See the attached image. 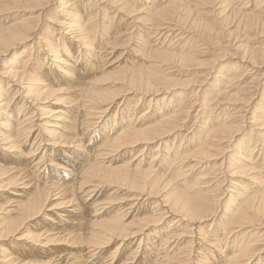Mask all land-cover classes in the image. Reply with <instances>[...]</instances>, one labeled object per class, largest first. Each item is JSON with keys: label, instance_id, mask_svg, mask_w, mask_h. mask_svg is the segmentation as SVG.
<instances>
[{"label": "bare ground", "instance_id": "bare-ground-1", "mask_svg": "<svg viewBox=\"0 0 264 264\" xmlns=\"http://www.w3.org/2000/svg\"><path fill=\"white\" fill-rule=\"evenodd\" d=\"M53 1L59 2L63 10L60 13V16L62 18L61 20L55 21V19V23L54 21H50L51 19H48L50 22L55 23V27L52 28V32H55L57 29L65 30L67 32L65 33V35H70V40H72L75 44L72 46V42L70 44L66 40L62 42L59 39L54 40L56 42L50 41L48 44H45L46 40L44 41L43 39H39V41H37L39 48L43 49V45H45V47L48 46L47 51H45V55L47 57H52L51 60H49V63L45 62V56H43L42 59L40 58V56L37 54L39 51L35 49V46L32 43V45L30 46V51L28 53L30 56L33 55L34 58L31 61H29L30 58L26 59L21 65H18L17 67L15 65V67L6 68V70L4 71L5 75L14 79V81L16 82L18 81V87L9 99H5L6 101H0V118L2 116V119H0V148L1 150L13 152L25 145L28 151L20 155V158H22V160L25 162L23 163V166L25 167L21 168L16 163L13 168L19 170L15 172V174L11 175L9 181L10 183L15 184V186L16 184L19 186L18 182L21 181L20 185L23 186L21 189H19L20 191L12 192L11 198H9L8 202L5 203L7 206L12 208L9 211L10 213L17 212L18 214L16 215V219H10L6 222L0 223V264H5L7 262L8 264H13L15 262L14 259L16 258H14L11 253L5 251L2 245V241L17 236H21L16 238L17 240H27L29 238L34 245L41 246V251H35L41 254L54 253V251L49 247L52 246L54 242H57V245H59L60 243L58 244V241H66L68 239H72L74 244L72 245L74 248H76V246H86L87 249L85 248V250L87 251L85 255L88 256L89 254H91V257H98V254H100L103 248L109 246L113 242L119 241L121 244H119L118 247L115 248L116 250L114 249L115 251L111 253L112 258L109 257L114 262L115 258L118 256L120 247L123 246L122 244L128 242L127 240H129V238L140 235L139 241L137 243L138 247H136L129 256V258L131 259H136V255L138 256L140 255L139 253L143 252V250H141V252L137 251L138 248H140L141 243L143 242L144 244L145 242L143 231L150 226H160L167 217H175L177 220L175 219L172 221L169 229L166 230L167 233H165V236L160 238L155 237L148 244V246L151 248H146V250L143 252L145 253V255L152 257V253H155L156 251L157 255L155 256V259L156 261L161 262L159 264H251L254 256L260 254L259 252H264V187H262V177L258 178L259 181H257L258 183L255 186L256 189H252L253 192L247 191L246 189H244L245 187H243L241 190L243 194L234 193V196H230L227 202L221 208L223 215L221 216L219 223H216V221H212V224H210L209 228L206 231L200 230L202 224L206 220L216 217L218 209V207L216 206L220 205L218 204L219 200H213L212 190H209V187L206 185H202L203 187H201L198 191L191 192L193 191V187L198 185L196 181L194 183L191 181L192 183L188 186L187 184H185V188L180 189L179 191L175 189V192H170L171 194L169 195V197H164V193V196H161V199H156L158 203L152 205V209H155L153 210V216L149 219L144 218L141 219V221L140 219L138 222L136 221L135 223L141 226H138L137 229L135 228V231H132V229L134 228L133 226H123L118 220H115L113 216H110L113 213L112 211H110V213L108 212L104 214L105 210H108V207L112 208L114 204H117L110 197H102L103 194L110 193L107 191H112L113 194H118L120 193L119 191L126 190V192L131 193L130 195L128 193V199H126L127 205H129L131 208H135V203H138L139 200H142L143 196H145V198L156 197L159 194L160 190L165 187V185L168 186L165 181H162L163 173L160 174L156 171V169H160V166L162 165L166 164V167L168 165V171L170 169H172L171 171L174 170L175 173L173 174V176H187L184 173L186 170L184 172L182 171V169L186 167H184L183 165V167H181L180 165L176 167L178 165L176 162H178L177 160L180 159L179 154L177 153L178 149L173 153H170L171 148L163 150L162 145L163 139L176 130L175 128H177V123H179L178 121L180 120L181 123H184L185 119L187 118L186 116L194 105L195 101L193 104L190 103V106L186 108L188 112L185 109L178 110L176 108L173 109V107L170 108V106L172 105L168 104L167 102V105H165L166 103L164 104L163 101L172 97H169V95L172 92L170 90H172V87H174L175 82L172 79L173 77L171 78L169 74H160L159 70L156 71L153 70V68L161 67L164 62L169 61L170 59L173 60V62L176 61L180 64L191 62L193 61V56H191L192 54H182V52L181 54L179 52V54H176V52L175 54H171L170 52L166 51L165 53H163L162 51L150 52L149 49H147L148 52L142 54V56H146V58L148 59H156V62L160 63L159 66L157 64L151 63V65L148 67H140L137 71H132L131 73L129 72V75L127 77L105 78L104 80L112 79V82L114 84L123 82V89L120 92L111 91L113 92L112 97H105L99 92L85 90L83 86H90V84H94L95 82L98 83V81L103 79L102 73L107 71V67L104 68V65H106L105 61L108 59L107 57L110 56L111 53L106 51L103 55L101 54V51L102 49L114 50L115 45L111 43V40L127 30L126 28L128 25H131V32L125 35V39L127 38L125 45H127L128 47L131 46V48H135L132 53H141L145 50V48H151L146 47V36H159L158 39L155 40L159 42L160 39L161 41H163L162 43H160L164 45L167 37H170L174 34V37H176L177 40L181 38L183 39L182 36L184 35L182 31H184L186 28H188L189 31L192 30V33L194 32L193 30H200L201 32L206 34L209 33L211 31L210 28L213 27H210L208 22L203 19L204 17H207L209 13L219 15L221 17L223 16L224 20L229 18L232 20L236 19V29H238L240 24L244 29H255L256 27H262V29H264V20L261 17L264 14V10H262L261 7L263 4L262 2L264 1H256L257 8L254 11L255 13L252 11L248 12V7H246V5H248L249 0H87V2L84 1L85 8L83 7V9L82 7H77L78 3L82 2L80 0ZM42 2L46 4L48 3L47 0H9V4L1 3V10L13 8H18V10H20V8L22 7L33 8L43 6ZM140 3L143 4L142 7L136 10L135 7L138 5L140 6ZM47 5L44 7L48 8ZM208 6H211L212 10H206ZM86 10L87 13L85 12ZM123 11L125 14L123 15V17L119 18L116 16V14H120ZM100 14L102 15V17ZM98 15H100V18L98 17ZM43 18H45V16H43ZM117 19L118 22L114 24L113 22ZM212 19H214L213 16ZM106 20H108L107 24L104 23V21ZM25 21L27 20L23 19V17H20L18 20H11L10 23L8 22V25L6 27H2V29H0V43L1 45H3L2 48H4V51H7L9 48H13L16 46H24L27 42H31V37H34L36 33L39 32L37 30L39 29L37 28L39 27L38 23L37 27H31L28 25V23H25ZM227 33L228 32H226V34ZM94 43L97 44L98 48L94 47ZM232 43L233 42L231 41V44ZM167 45H169V43ZM159 46L161 47V45ZM82 50L83 58L77 62L78 56H82ZM185 51H187V49ZM3 53V51H0V57L3 56ZM226 54H228V52ZM232 56L235 57V55ZM104 57H106L105 60ZM261 60H264V58ZM239 62H246V60L244 61V56L241 60H239ZM249 63H251L250 66L252 67V69L249 70L250 72L248 71V73L254 74L252 70L257 67V64L253 59H249ZM260 69L262 70V68ZM53 71L59 73L58 80L56 78V76L58 75L54 74ZM242 76L243 74L238 76V81ZM201 78L202 77H200V79ZM233 78L224 77L223 74H221L217 76V79L214 82L218 84L221 80L224 81L225 79L230 82ZM23 80L28 81V85H24L25 88H22V91L20 93V86ZM234 80L235 79H233V82ZM14 81L9 82L15 85L16 82L14 83ZM58 81H62L61 84L63 85L66 83V90L63 89L64 86H59ZM250 82H252V80ZM5 84L7 85L8 83ZM6 92L8 91H5L0 86V96L1 93ZM57 92L65 93L64 99H58L60 101H66L70 98V101L68 103H72V105H70L69 108L67 107V110L59 109L58 111L52 112L53 115H51L50 113L52 110L46 111L44 108H42V106L37 105L42 104V100L45 101L46 99L51 98V96H53ZM160 93H163V96L161 98H158L157 96ZM17 95L23 97H20L22 103L20 104L19 111L15 113L11 111L10 106L12 104V101L14 100V97H16ZM127 96H130V98ZM149 96L150 99L147 100ZM190 97H192V95ZM215 98L216 97H214V99ZM120 99L122 100L118 103L114 115L110 117L111 121H107V124L105 125L106 131H103V133L99 135V141L97 143L96 141L95 143L92 142V146L90 147V149H88V144L91 137H89V132H93L92 128H94L98 123L96 120L109 113L110 110L114 109V106L117 104V100ZM251 99L245 101V103H248L246 104L247 106H250ZM25 102H28V104H30L32 110L30 109L28 112H25ZM215 102L212 101V103L209 104L212 105ZM144 103H147L146 107H144ZM225 106L226 105L223 106V109ZM252 106L253 105H251V108H253ZM120 107H123V109L119 110L118 108ZM150 107H152L151 112L148 111ZM136 108H139V112H137ZM261 108L264 109L263 107ZM124 109H126L127 112L125 111L123 113ZM215 109L216 108L214 107V110ZM236 111L239 112L238 109ZM247 112L249 118H245L243 116L241 122L243 121V128L245 125H247V129H249L252 126L254 127V124L256 125V118L259 116V113H256L255 110L251 113H249V111ZM28 113L29 116H27ZM58 113L59 116H54V114ZM181 114H184V117H182ZM48 115H50L49 117H54L52 119L53 123L43 122L42 124H40L42 116L48 117ZM208 116L209 115H207V117ZM233 119H235V117ZM226 121L227 120H225L224 123ZM246 122H248V124L250 125L245 124ZM257 123H259V121ZM260 126H262L261 128L264 127V118L261 120ZM52 128H55L57 130H52ZM199 128H202V126ZM253 129L248 131L252 134ZM238 131L239 127L234 130H230L229 126L224 125L223 127L218 129L210 131L208 129V131L203 132V134L205 135H202V137L205 139V143H212V141H216L215 138L218 137H220L219 140L224 139V141L226 140L225 142L228 141L229 143H232L236 140L237 135H241L238 133ZM200 132L202 133V131ZM255 135L259 137V135H257L256 133ZM211 139L213 140L211 141ZM228 142L226 143V145L228 144V146L231 147V144L229 145ZM205 143L204 145L202 144L203 146L201 145L200 147H198L194 153L192 152L193 154L191 153V156L189 158L181 157L182 160H180L184 162L186 160H195L197 158L198 160L210 158L213 154L211 155L208 153V148L212 146ZM263 143L264 139H262V143H260V145ZM42 145L45 146V150L42 151L41 154L39 153L40 155L37 156V158L33 159V156H36ZM46 145H49L51 147H48ZM52 146L67 148L77 147L78 151L75 150V152H77V155L70 158L67 162V166L64 167L61 162L58 161V159H60V155H56L55 151H53ZM232 147L234 146L232 145ZM256 148V142L254 143V145H251V143L246 145V143L240 142L239 145L234 148L236 153L229 156V159L231 160L230 162L232 163V165L243 164L242 167H248V170L246 169L245 173L250 170L253 172V170L255 169V166L253 167V165L254 163H256V160H253V158L255 157L253 156V154L258 153V155H261L264 152V144L261 145V148L257 150ZM242 151H244L247 155H239ZM67 153L69 152L64 151L65 155H67ZM145 153H148L149 156L142 158ZM121 155L128 156V158L122 159L119 165L111 164L115 162V158ZM112 157L115 158L112 159ZM145 158L146 161L142 163ZM108 159H110L109 165H106L105 161H108ZM27 160L30 161L28 162ZM223 162L224 160H222L220 164L222 165ZM248 163L250 164L248 165ZM262 163L264 164V162ZM48 165H51L54 168L63 169V173H58L53 170L51 171L52 175H50V177L43 175L42 180L40 179L41 182L40 180H37L38 184H36L35 180L34 185L29 184L32 179L29 182L23 180L25 179L24 177L27 176L32 177L36 175V177H39L41 175L40 171H46L45 169L48 168ZM230 166L228 168H232ZM191 168H187V170ZM260 168H262V166ZM6 170L8 172L10 171L8 169H5V167L0 164V175H3ZM227 170L224 171L225 176H229L230 174H228V172L230 171ZM235 172H232V175ZM263 172L264 171L261 170L259 172V175L264 176ZM237 173H239V170H237ZM241 173H243V171ZM232 175L230 174L231 177H233ZM33 178L35 179V177ZM194 180L196 179H193V181ZM201 183L203 184V182ZM207 185L209 184L207 183ZM232 185L236 186L234 182ZM217 186L218 185H216V187L214 186L215 189L217 188ZM230 192L234 191L232 190ZM80 198H83L85 205L80 206L79 202L83 204V202L80 201ZM141 203L142 202H140V205ZM84 206L86 207V209L91 211V218L94 219L98 216H101L103 220L99 223H95L96 221L92 220L89 223L88 227L85 228L86 226H83L82 220L84 213L81 212L82 208H85ZM120 207L121 206H119L120 210L124 208ZM56 209H63V211H52L53 215L60 219L63 224L58 221H54V219L52 220V216L44 214V212ZM43 214L45 222H50L53 225L45 223V225L41 227L42 225L38 224L36 227H34L33 231L30 230L31 233H25L22 236V230H24V228L26 227L25 224H27L29 221L31 222L32 220L37 219ZM173 226L175 228H172ZM247 228H250V230L247 231ZM242 230L246 231L241 234ZM62 233H64L63 236L65 238L63 240L60 237V234ZM154 233L155 232H153V234ZM179 242H181L180 244H183L185 242L184 250L186 248V251H184V253L180 252L174 254H180V256L182 254L183 256L181 257H185L184 260L180 259V256L178 258L169 256L174 250L171 248V245L173 247L175 243ZM261 242H263V244ZM259 245H261V248L257 249L256 246ZM180 249L182 250L183 247H180ZM180 249L178 248V250L176 251H181ZM224 249H229L228 254H223L225 252L223 251ZM162 250H164L163 253ZM203 250H205L206 253L203 252ZM212 251L213 253L215 252L217 256H210L212 255ZM254 252L256 253L252 255ZM134 253L135 255L132 256L131 254ZM89 258L87 257L88 260ZM209 258H211L212 260L210 261ZM152 259L153 258H151V260ZM52 260L53 259L48 258L46 261L40 264H52ZM28 263L29 262H25L22 264ZM259 264H264V261Z\"/></svg>", "mask_w": 264, "mask_h": 264}, {"label": "rangeland", "instance_id": "rangeland-1", "mask_svg": "<svg viewBox=\"0 0 264 264\" xmlns=\"http://www.w3.org/2000/svg\"><path fill=\"white\" fill-rule=\"evenodd\" d=\"M1 1H3V0H1ZM1 1H0V29H2V27H6L8 25V22L10 23L11 20H15V19L18 20L20 17H23V19L27 20V21H25V23H28V25L31 27H35V26L37 27L39 25V27H37V28H39V29H37L39 32H37L34 37L32 36L31 37L32 40H30L31 42H27L24 46H16L13 48H9L7 51H4V48H2L3 45H1V43H0V46H1L0 51L4 52L3 56L0 57V86L5 91H8L6 93H1L0 101L1 100L4 101L5 99H9L10 96H12V94L14 93L15 90H17V87H18V81L16 82V81H14V79L5 75L4 71L6 70V68L15 67V65H16V67L18 65H21L26 59L30 58L29 61H31L34 57H33V55L30 56L28 52L30 51V46L32 45V43L35 46V49H37V51H39L37 54L40 56V58L42 59V57L45 56L44 58H46V60H45L46 63H49V60H51L52 57H47L45 55L46 54L45 51H47L48 46L45 47V45H43V47H44L43 49L39 48V45L37 42V41H39V39H43L44 41L46 40L45 44H48L50 41H54L56 39H59L62 42H64V40H66L70 44L72 42V46L75 43H73V41L70 40V38H69V37H71L70 35H68V34L65 35V33H67V32L63 29L62 30L57 29L55 32H52L53 31L52 28L55 27L54 26V24L56 23L55 21L62 19L60 16L61 15L60 13L63 9L60 6L59 2H56L53 0H47L48 5L44 2H42L43 6H38V7H33V8L32 7H22V8H20V10H18V8L17 9H14V8L13 9H6L7 11L9 10L7 13L6 10H1V3L9 4V0H4L3 2H1ZM80 1H82V2L78 3L77 7H82V9H83L85 2H87V0H80ZM256 1L257 0H249L248 5H246V7H248L247 8L248 12H251V11L254 12L256 10V8H257V2ZM262 3L263 4L261 7H262V10H264V2H262ZM46 5L48 8L44 7ZM142 5L143 4L140 3V6L139 5L136 6L135 9L138 10L139 8L142 7ZM29 6H32V5H29ZM209 9L212 10L211 6H208V8H206V10H208V11H209ZM45 11H48V12H45ZM40 12H41V15H40ZM85 12L87 13V10ZM39 15H40V18H39ZM100 15H98V17ZM123 15H125L124 11L121 12L120 14L119 13L116 14V16L119 18L123 17ZM43 16H45V18H43ZM212 16L214 17V19H212ZM101 17H102V15H101ZM218 17H220L221 19ZM261 17L264 20V14ZM48 19L49 20L51 19L50 21H54L55 19L56 20L54 21L55 22L54 23V22H50ZM203 19H205V21L208 22L210 27H213V28H210L211 31L209 33H207V34L203 33L200 30L199 31L193 30L194 32L192 33V30L189 31L188 28H186L185 29L186 31L184 30L185 32L182 31V33L184 35V36H182L183 39L181 38V39L177 40V38L174 37L175 36V34H174L170 37H167V40L164 42V45L161 44L163 41H161L160 39H159V42L157 40H155V39H158L159 36L158 37L146 36L145 37V39H147L146 47H151V48H145V50L142 51L141 53H132L135 48L134 47L131 48V46L128 47L127 45H125L126 44L125 42L127 40V38L125 39V35L127 33L131 32V25H128L126 28L127 30H125L122 34H120L117 37H114L111 40V43H113L115 45L114 50L113 49H102V51H101V54H103V55L105 54L106 51L111 53V55L108 56L107 57L108 59L105 61L106 65H104V68L107 67L106 68L107 71L102 73L103 79L98 81V83L95 82L94 84H90V86H87V85L83 86L85 88V90L93 91V92H99V93L103 94L105 97H109V96L112 97L113 92H116V91L120 92L123 89V86H122L123 82H120V83L118 82L117 84H114L112 82V79L104 80L105 78L127 77L129 75V72L131 73L132 71H137V70H139L140 67H148L151 65V63L157 64L159 66L160 63L156 62V59H154V58L148 59V58H146V56H142V54L148 52L147 49H149L150 52H155V51L161 52L162 51L163 53H165V51H166V52H170L171 54H175V52H176V54H179V53L181 54V52H182V54L191 53L192 54L191 56H193L192 57L193 61H191V62H186V63L180 64V63H177L176 61L173 62V60L170 59L169 61L164 62L165 65L163 64L161 66L162 68L161 67L153 68V70H156V71L159 70L160 74H166V73L169 74L171 78L173 77L172 79L175 82L174 87H172V90H170L172 92L169 95V97L170 96H172V97L163 101L164 104L167 102L168 104L172 105V106H170V108L173 107V109L176 108L178 110L185 109L188 112V110L186 108L188 106H190V103L193 104L195 101L194 105L190 109L191 112L190 111L188 112V114L186 116L187 118L185 119L184 123H181L179 120L178 121L179 123H177V128H175L176 130L173 133L169 134V136H167L163 139V145H162L163 150L164 149L167 150V149L171 148L170 153H173L174 151H176L178 149L177 153L179 154L180 159H181V157L189 158L191 156L192 152L194 153L198 147H200L202 144L204 145L205 139L202 137V135L204 136L205 134H203V132L208 131V129H209V131L214 130V129H218V128L223 127L224 125L229 126L230 130L231 129L234 130V129L239 127L238 133L241 135H237L236 140L233 141L232 143H229L227 141L229 143V145L231 144V147L228 146V144L226 145V143H227V142H225L226 140L225 141H224V139L219 140L220 137L215 138L217 142L214 141L213 139H211V141L213 140L214 142L212 141V143H210L207 141L208 143H205V144H209L212 146V147L209 146L210 148H208L209 149L208 153L211 155L213 154L212 155L213 157L211 156L210 158L200 159V160H198V158H197V159H195L196 161L195 160H186L184 162L181 161L182 159L181 160L178 159L177 160L178 162H176L178 165L176 167H178L179 165L181 167H183V166L186 167V168H183L182 171L184 172L186 170L188 173L186 171L184 173L187 176H183V177L173 176V174L175 173L174 170L171 171L172 169H170L168 171V165L166 167V164L165 165L161 164L162 166H160V169H156V171H157V173H160V174L163 173L162 174V181H165V183H167L168 186L165 185V187H167V188L163 187L160 190L159 194L154 198H145V196H143L142 200L138 201L139 204L135 203V205L138 208L136 206H134L135 208H133V207L131 208L129 205H127L126 199H128V193L129 192H126V190L119 191L120 193H118V194H113L112 191H107L110 193L103 194V196H102L103 198L110 197L115 203H117V204H114L112 206V208L108 207V210H105L104 214H106L108 212L110 213V211H112L113 213L110 216H113L114 219L118 220L120 222V224L123 226L124 225L126 227H132L133 226L134 228L133 229L131 228L132 231H135L138 226H141L139 224L137 225L135 223L136 221L138 222L139 219L141 221V219H144V218L149 219L150 217L153 216V210H155V209H152L153 208L152 205L153 204L155 205L156 203H158L157 200L161 199L164 196V193H165L164 197H169V195L171 193L175 192V189L178 191L180 189H184L185 184H187V186H188L192 182L194 183L195 181L198 183V185L195 186L196 188L193 187V191H191V192L198 191V190H200L201 187H203L202 185H206L209 187V190H212L213 200L214 201L219 200L218 204L220 206L215 205L216 207H218L216 217L206 220L205 221L206 223L204 222L202 224V227L200 228L201 231H206L209 228L210 224H212V221H216V223H219V220H220L221 216L223 215L221 208L227 202V200L229 199L230 196H234V193L235 194L236 193L243 194L241 191L243 187H245L244 189H246L247 191L253 192L252 189H256L255 186L258 183L257 181H259L258 178H261V177L263 178L262 187H264V176L259 175V172L261 170L264 171V164L262 163V162H264V160H263L264 159V155H263L264 152L261 155L260 154L258 155V153L253 154V156H255L253 158V160H256L255 161L256 163H254V165L253 164L252 165H253V167L255 166L254 167L255 169L253 170V172L251 170L246 172L247 174L245 173V170L248 167H246V168L242 167L243 164L242 165H234V164L232 165V163L230 162L231 160L229 159V156L236 153L234 148L237 147L240 142H244V143H246V145L249 143H251V145H254V143L256 142V145H257L256 150L261 148V145L264 144L263 143L260 145V143H262V139H264L263 138L264 137V127L261 128L262 126H260V122L264 118V109L261 108V107L264 108V104H263V102H264V99H263L264 98V96H263V92H264V62H262L264 60H261L264 58V56H261V55H264V29H262V27H259L260 29L258 27H256L255 29L254 28L244 29L243 27H241V24L238 27V29H236L237 28V25H236L237 21H235L236 19L232 20L229 18V19L224 20L223 16L221 17L219 15H214V14H210V13L208 14L207 17H204ZM40 20H41V22H40ZM107 22H108V20L104 21L105 24H107ZM116 22H118V19L115 20L113 23L115 24ZM233 22H234V25H233ZM37 23H38V25H37ZM213 30H215V31H213ZM223 30H224V32H223ZM225 30H226V32H228L227 34H226ZM261 30H263V31H261ZM196 31L198 32V35H197ZM215 32H216V35H215ZM250 32H252V33H250ZM174 39H176V40H174ZM196 39H198V40H196ZM155 41H157V42H155ZM231 41L233 42L232 44H231ZM54 42H56V41H54ZM168 43H169V45H167ZM93 45H94V47L98 48L97 44L94 43ZM159 45H161V47ZM171 45H173V46H171ZM178 46H179V49H178ZM202 46H205V47H202ZM198 48H200V49H198ZM157 49H159V50H157ZM186 49H187V51H185ZM35 52H36V50H35ZM227 52H228V54H226ZM232 55H235L236 58ZM199 56H200V58H199ZM243 56H244V61L246 60V62H243L244 64L239 62V60H241ZM82 58H83V50H82V56H78L77 62L80 61ZM195 58L198 60H196ZM211 58H213V59H211ZM105 59H106V57H104V60ZM249 59H253L255 61V63L257 64V67L252 70V72H254V74L248 73V71L252 69V67L250 66L251 63H249ZM50 64H51V62H50ZM102 64H104V63H102ZM168 67L171 69H169ZM258 67H259V69H258ZM260 68H262V70ZM48 72H50V71H48ZM162 72H165V73H162ZM53 73L58 75V76H56V78L58 80L59 79V73H56L55 71H53ZM221 74H223L224 77H228V78L234 77L233 78V79H235L234 82H233V79L230 82H228V80L225 79L224 81L221 80L218 84L215 83L214 81H216L217 76L221 75ZM241 74H243V76L240 77L241 79H239V81H238V76H240ZM254 75H255V77H254ZM200 77H202L201 78L202 80L200 79ZM251 80H252V82H250ZM9 81H14V83L15 82L16 83L14 85V84H11V82H9ZM108 81H110V82H108ZM58 82H59V86H64L63 89L66 90V88H67L66 83L63 85V84H61L62 81H58ZM5 83H8V84L6 85ZM9 83H10V85H9ZM27 83H28V81L23 80V82L21 84V86L22 85L23 86L22 87L20 86V93L22 91L21 89L25 88V86L28 85ZM124 84H125V82H124ZM65 85H66V87H65ZM195 85H197V86H195ZM228 85H230V86H228ZM223 86H224V88H223ZM225 88H227V89H225ZM111 91H113V92H111ZM215 92H217V93H215ZM64 94H65L64 92H57L53 96H51V98H48L45 101L42 100L43 101L42 104H37V105L42 106V108H44L46 111L52 110L50 113L51 115H53L52 112L58 111L59 109L60 110H67L66 108L67 107L69 108L70 105H72V103H68L70 101L69 100L70 98L66 101L65 100H62V101L58 100V99H64L65 98ZM175 94H176V96H175ZM19 95L14 97V100L12 101V104L10 106L11 111L15 112V113L19 111L20 104L22 103V100L20 97H23V96H19ZM191 95H192V97H190ZM214 95H216V96H214ZM225 95H226V97H225ZM162 96H163V93H160V94H158L157 97L161 98ZM123 97H126V96H123ZM127 97L130 98V96H127ZM214 97H216V98L214 99ZM148 99H150V96L147 98V100ZM181 99H184V100H181ZM248 99H251L250 100L251 101L250 106H247L246 104H248V103H245V101ZM121 100L122 99L117 100V104L114 106V109L110 110L109 113L103 115L101 118H98L96 120L98 123L95 125L94 128H92L93 132H89V137L90 136L91 137H90V142L88 144V149H90V147L92 146V142L95 143V141H96V143H97L99 141V137H100L99 135H101V133H103V131H106L105 125L107 124V121L110 120V117L114 115L115 110L117 109V105ZM158 101H160V100H158ZM212 101L215 103L212 105L209 104V103H212ZM236 102L237 103L240 102V103L237 104ZM159 103H161V102H159ZM167 103L165 105H167ZM24 104L26 105L25 112H28L30 109L32 110V108H31L30 104H28V102H25ZM144 104H145L144 107H146L147 103H144ZM224 105H226V106L223 109ZM251 105H253L252 107L254 109L251 108ZM207 107H208V109H207ZM214 107L216 109L217 108L218 109L214 110ZM257 107H259V108H257ZM139 108H141V107H139ZM139 108H136L137 112H139ZM118 109L122 110L123 107H120ZM237 109L239 110V112L240 111L241 112L239 113L238 111H236ZM0 110H1V108H0ZM209 110H210V112H209ZM246 110L249 111V113L253 112L254 110L256 111V113H259V116L256 118L257 119L256 121L257 122L259 121V123L256 122V125L254 124L255 128L252 126L251 128L247 129V127H246L247 125H245V124H248V122H246L244 124L245 126L243 128V121L241 122L242 117L244 116L245 118H249L248 112ZM125 111L127 112V110L124 109L123 113ZM148 111L151 112L152 107H150ZM202 111H203V113H202ZM206 111H207V113H206ZM233 112H235V113H233ZM226 113H227V115H226ZM244 113H246V114H244ZM138 115H139V113H138ZM207 115H209V116L207 117ZM27 116H29V113L27 114ZM49 116L50 115H48V117L42 116L40 124H42L43 122L53 123L52 119L54 117H49ZM54 116H59V113L54 114ZM181 116L184 117V114H181ZM261 116H262V118H261ZM232 117L233 118L235 117V119H233ZM0 119H2V116ZM208 119H209V121H208ZM225 120H227L225 122L226 124L224 123ZM178 124H180V125H178ZM240 124H242V125H240ZM248 125H250V124H248ZM201 126H202V128H199ZM35 129H36V127H35ZM178 129H181V130H178ZM251 129H253L252 134H251V132L248 131ZM52 130H57V129L52 128ZM200 131H202V133ZM58 132H60V131H58ZM258 132H259V134H258ZM255 133L257 135H259V137L256 136ZM261 136H262V138H261ZM180 138L182 141L180 140ZM255 139L258 140L259 142L256 141ZM172 141H173V143H172ZM220 141H222V142H220ZM223 143H225V144H223ZM165 145H167V146H165ZM232 145L234 147H232ZM46 146L51 147L49 145H46ZM52 147H53V151H55L56 155H58V154L60 155V159H58V161L61 162V164L64 167L67 166V162L70 158L75 157L77 155L76 154L77 152H75V150L78 151L77 147L76 148H74V147L67 148V147H59V146L58 147L52 146ZM176 147H178V148H176ZM249 147H251V146H249ZM44 148H45V146L42 145L40 147V150L37 152L36 156H33V159L37 158V156H39L42 153V151L45 150ZM227 149H228V151H227ZM27 151H28V149L25 147V145H23V147H20L18 150L13 151V152L1 150V148H0V164L3 165L5 167V169L10 170L9 172L6 170L7 172L5 171L3 175L2 174L0 175V223L6 222L10 219H16V217H17L16 215L18 213L17 212L10 213L9 211L12 208L7 206L5 203L8 202L9 198H11L12 192L20 191L19 189H21L23 186V185H20L21 181L18 182L19 186L17 184L15 186V184L10 183L9 181H10L11 175L15 174V172H17L19 170V169L13 168L16 163L21 168L25 167V166H23V163H25V162L22 160V158H20V155L23 153H26ZM64 151H67L69 153H67V155H65ZM148 153H145V155L142 156V158L148 157L150 154V153L149 154ZM184 154H185V156H184ZM239 155L243 156V155H247V154H245V152L242 151L241 154H239ZM257 156H258V159H257ZM216 157H218V158H216ZM113 158H115V157H112V159ZM127 158H128V156H124V155L118 156L117 158H115V162H113L111 164L119 165L121 163L122 159H127ZM30 160H32V159H30ZM30 160H27V161L29 162ZM109 160L110 159H108V161H105L106 165H109ZM222 160H224V162L221 165L220 162H222ZM236 160H238V159H236ZM144 161H146V158L143 160L142 163H144ZM190 163H191V165H190ZM195 163H196V165H195ZM249 164L250 163H248V165ZM225 165H226V167H225ZM221 166H222V168H221ZM229 166L232 168H228ZM261 166L263 169L260 168ZM234 167H236V168H234ZM165 168H167V169H165ZM187 168H191V169L187 170ZM45 170L46 171H43V172L40 171L41 175L39 177H36V175H34L32 177L27 176V177H24L25 179H23V180L29 182L32 179L29 184L34 185L35 180H36V184H38L37 180H40V179L42 180L43 175L50 177V175H52L51 171H53V170L58 172V173H63V169L54 168L51 165H48V168H46ZM219 170H220V173H219ZM226 170L230 171V172H228V174L230 173L231 175H232V172H235V171L236 172L232 175L233 177H231L230 174H229V176H227V175L225 176L224 171H226ZM237 170H239V173H237ZM255 170H256V172H255ZM242 171H243L244 175H243V173H241ZM208 173H210V174H208ZM163 175H165V176H163ZM210 175L212 177H215V178H212ZM223 175L225 177V180H224ZM206 176L209 178H207ZM33 177H35V179ZM200 177L201 178L204 177L205 179L204 178L201 179ZM247 178L250 180H248ZM169 179H170V181H169ZM193 179H196V180L193 181ZM215 179H218V180H215ZM41 180H40V182H41ZM221 180H222V182H221ZM209 181L211 182V184ZM260 181H262V180H260ZM168 182H169V184H168ZM201 182H203V184ZM233 182L236 184V186L232 185ZM207 183L209 185H207ZM238 184H239V186H238ZM259 184H261V183H259ZM216 185H218V186L215 189ZM232 190L234 192H230ZM130 194L131 193H129V195ZM80 201L83 202V204L79 202L80 206L85 205L83 198H80ZM144 201H146V202H144ZM140 202H142L141 205H140ZM11 205H14V204H11ZM119 206H121L120 208H123V207L124 208L120 210ZM128 208L129 209L131 208V209L129 210ZM68 209H70V208H68ZM80 210H81V207H80ZM52 211H54V212L63 211V209H61V210L56 209V210L44 212V214H48L49 216H52V220L54 219V221H58V222L63 224V222L60 219H58L55 215H53ZM81 212L84 213L82 220H83V226L84 227L86 226L85 228L88 227L89 223L92 220H95L96 221L95 223H99L103 220V218L101 216L100 217L98 216L97 218H94V219L91 218V216H92L91 211L86 209V207L82 208ZM14 213H15V215H14ZM44 214L42 216L38 217L37 219L32 220L31 222L29 221L28 222L29 224L28 223L25 224L26 227L24 228V230H22V232H23L22 236L25 233L26 234L31 233V231L34 230V227H36L38 224L42 225L41 227H43L45 225V223L53 225L50 222H45ZM175 219H176L175 217H167L162 222V224L160 226H157V227L150 226L146 230H144L143 231V233H144L143 237H145V242H144V244H143V242L141 243L140 248H138L137 251L141 252V250H143V252H144L146 250V248L150 249L151 247H149L148 244L151 242V240H153L155 237L160 238V237L165 236V233H167L166 230L169 229V226L171 225L172 221ZM31 226H32V228H31ZM172 228H175V227L173 226ZM84 230H86V229H84ZM246 230L248 231V230H250V228H247ZM246 230H242L241 234L244 233ZM153 232H155V233L153 234ZM63 234L64 233L60 234V237L62 238V240L65 239ZM18 237H21V236H17V237H13V238L11 237V238H8V239L2 241V243H3L2 245H3V248L5 249V251H7L8 253H11V255L14 256V258H16V259H14L15 262L13 264H18V263L22 264L25 262H29L28 264H40V263L46 261L48 258L53 259L52 264H54L55 262H57L58 264H72V262H73V264H84V263L85 264H99V263L100 264H108V263L109 264L110 263L111 264H129V263H132V264H159V263H161L159 261H156V259H155V256L157 255L156 251H155V253H152L153 254L152 257H149V256L145 255V253L142 252V253H139L140 255H138V256L136 255V257H137L136 259L129 258L130 253L133 252L136 247H138L137 243L139 241L140 235L129 238V240H127L128 242H125L122 244L123 246L120 247L118 256L115 258L114 262L110 259V258H112L111 253H113L116 250L115 248L118 247L119 244H121L119 241L113 242L109 246L103 248V250L100 252V254H98L100 257L99 256L98 257L92 256L93 257L92 258L91 254H89L88 256L85 255L86 251H87V250H85V248L87 249L86 246L82 247L83 246L82 245V246H76V248H74L73 247L74 244H73L72 239H68L66 241H58V244L60 243L59 245H57V242H54V244L52 246H49L54 251V253H52V254L51 253L41 254L39 252H35V251H41L40 250V249H42L41 246L34 245L29 238L27 240H25V239L24 240H17L16 238H18ZM185 242L183 244H180L181 242L175 243V245H173V247L171 245V248L174 249L172 252L173 256H172V254H170L169 256L178 258L180 256V254L175 255L176 253H180V252L184 253V251H186V248L184 250ZM261 243L263 244V242H261ZM260 246L261 245L256 246L257 249L261 248ZM180 247L181 248L183 247V249L181 250ZM178 248L181 251H176V250H178ZM223 251H225L223 254H228L229 249H224ZM163 252H164V250H162V253ZM203 252H205V250H203ZM255 253L256 252H254L252 255H254ZM259 253L260 254H258L257 256H254V259L251 262V264H259V263L264 261V252H259ZM211 254L212 255H210V256L216 255V253L215 252L213 253V251ZM131 255L133 256V255H135V253L131 254ZM86 256L88 258L91 257V258H89V260L91 259L90 260L91 262L87 259ZM102 256L104 259L102 258ZM181 256H183V255L181 254ZM181 256H180V259L184 260L185 257L182 258ZM75 257H76V259H75ZM68 258H69V260H68ZM151 258H153V259L151 260ZM209 259H210V261L212 260L211 258H209ZM74 260L75 261L77 260V261L75 262ZM98 260H100V261H98ZM9 262H11V261H9ZM57 263H55V264H57ZM5 264H8V262Z\"/></svg>", "mask_w": 264, "mask_h": 264}]
</instances>
